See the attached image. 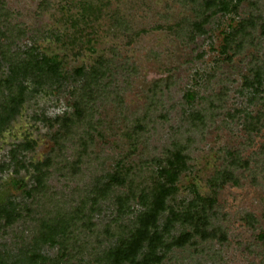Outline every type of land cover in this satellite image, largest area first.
I'll return each instance as SVG.
<instances>
[{
    "label": "rangeland",
    "instance_id": "obj_1",
    "mask_svg": "<svg viewBox=\"0 0 264 264\" xmlns=\"http://www.w3.org/2000/svg\"><path fill=\"white\" fill-rule=\"evenodd\" d=\"M206 1L0 0V79L7 44L58 64L40 85L19 77L0 134V204L17 212L0 218L2 264H108L178 150L159 225L193 219L164 235L160 264H264V0ZM194 223L214 237L173 246Z\"/></svg>",
    "mask_w": 264,
    "mask_h": 264
},
{
    "label": "trees",
    "instance_id": "obj_2",
    "mask_svg": "<svg viewBox=\"0 0 264 264\" xmlns=\"http://www.w3.org/2000/svg\"><path fill=\"white\" fill-rule=\"evenodd\" d=\"M216 2V0H214ZM213 0H207L206 6L210 9L214 6ZM194 26H198L197 29L202 31V25L195 23ZM23 32H17L16 36L19 38ZM6 37V35H5ZM10 44L4 45L1 49V56L5 63H9V75L6 78L0 79V134L4 132V129L9 122L19 114L20 108L25 100L26 87L23 86L22 82L17 81L19 77H27L28 74L33 72L37 80L38 85L43 83L42 76L49 74L48 76H55V70L58 68L57 63L45 64L38 59L37 56L33 55L32 52L26 53L24 57L8 55L10 53ZM102 66V64L100 65ZM93 67L92 73L95 74L100 71L101 67ZM77 75H82V69L76 70ZM260 82L257 81V84ZM9 92L7 95L5 92ZM75 113L81 114L76 108ZM70 120H66L67 123ZM63 124V128L67 129L66 124ZM19 145V144H17ZM15 147V146H14ZM32 166V165H31ZM23 167V164H20ZM41 167H48L47 162H38L34 165L35 171H39ZM167 167L158 172L159 179L154 183L153 188L148 194V200L146 201L145 210L137 218V227L131 233L129 238L123 239L117 246L109 251L107 254L108 264H160L164 256L157 255L156 251L159 246L163 243L164 235L168 234L172 229L175 222L185 221L190 223L193 219L192 215L188 214L184 217L178 216V214L171 212L169 218H166L165 222L160 228L159 220L166 208V201L169 196L172 195V181H168L166 173H170L171 176H176L181 170L186 167V157L183 155L181 150L174 152L170 159L167 160ZM46 175L41 174L39 178V184L43 183L42 179ZM112 182L118 183L122 180L121 175L114 174L111 176ZM21 181V180H20ZM23 185V184H22ZM13 204L6 201L0 204V218L5 221L7 225H12L17 212ZM198 217L197 221H202L201 224H205L203 220ZM196 221V223H197ZM198 224V223H197ZM197 224L194 223L196 228L194 232H185L178 236L172 245L176 247L185 246L192 238V234H199L202 239L213 238V233H208L206 230L198 228ZM146 251L142 254L143 249ZM142 254L141 259L137 257ZM0 264H2L0 262Z\"/></svg>",
    "mask_w": 264,
    "mask_h": 264
}]
</instances>
